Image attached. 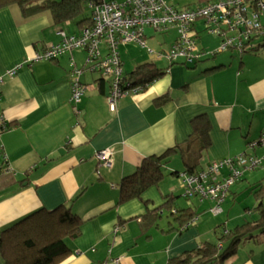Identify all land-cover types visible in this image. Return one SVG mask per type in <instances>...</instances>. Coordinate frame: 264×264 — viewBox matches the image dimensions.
Instances as JSON below:
<instances>
[{
	"label": "crops",
	"instance_id": "obj_1",
	"mask_svg": "<svg viewBox=\"0 0 264 264\" xmlns=\"http://www.w3.org/2000/svg\"><path fill=\"white\" fill-rule=\"evenodd\" d=\"M71 24L57 23L50 10L27 15L16 4L0 8V117L6 126L0 133V231L35 211L66 207L80 218V234L67 241L70 253L57 264H168L204 243H215V228L232 231L249 222L239 212L231 219L228 213L214 220L207 211L211 202L185 200L182 186L177 194L172 191V178H178L173 173L202 170L243 152L262 156L260 148L248 145L264 132V47L244 55L223 52L192 66L165 67L144 48L121 44L125 48L118 55L125 76L149 63L166 72L141 92L117 101L111 112L105 100L109 80L87 70L84 51L53 61L34 60L59 41L58 30L66 32ZM79 31L75 26L74 32L66 33ZM145 34L146 43L158 51L169 48L176 37L170 31L160 38L162 34L150 28ZM131 46L141 52L127 55ZM199 47L211 50L210 45ZM19 64L13 77L5 75ZM73 68L83 70L80 81L86 88L78 113L70 101ZM194 125L208 130L202 151L194 142ZM109 148L112 166L106 168L95 154ZM147 158L161 159L163 180L140 199L119 203L122 180ZM176 162L182 167L173 165ZM261 180L264 160L243 173L223 205L235 201L242 190L255 200L251 190ZM179 197L188 205L178 206ZM170 199V214L190 207L198 213L184 231H177L178 223L162 211ZM224 207L221 215L226 214L228 206ZM251 215L255 220L259 211ZM240 247L239 243L234 256L212 264H264V234L259 232Z\"/></svg>",
	"mask_w": 264,
	"mask_h": 264
},
{
	"label": "built area",
	"instance_id": "obj_2",
	"mask_svg": "<svg viewBox=\"0 0 264 264\" xmlns=\"http://www.w3.org/2000/svg\"><path fill=\"white\" fill-rule=\"evenodd\" d=\"M91 19L78 35L57 31L59 41L36 54L35 61H53L59 56L81 50L86 53L87 70L99 72L108 79L110 91L105 97L109 111L116 110L120 99L143 90L124 75L118 55L121 44L133 43L144 48L155 60L170 64L192 66L205 58H213L223 52L244 55L264 46V0H212L192 8L178 9L163 0L88 1ZM157 34L175 31L176 37L166 50H153L146 45L145 30ZM206 33L218 39L216 48L209 51L198 44V35ZM22 65H16L5 75L13 77ZM82 69L73 68L70 85V101L75 113L86 91L81 83ZM3 76L0 75V84ZM146 86V85H145ZM6 126L0 117V133ZM248 148H260L262 156L240 153L236 156L213 161L205 169L192 173H179L183 197L209 200L213 205L209 212L216 216L231 187L243 173L258 168L264 160V132ZM113 152L104 149L95 158L106 168L112 166ZM191 226L189 223L186 228ZM117 231V229L115 230Z\"/></svg>",
	"mask_w": 264,
	"mask_h": 264
},
{
	"label": "trees",
	"instance_id": "obj_3",
	"mask_svg": "<svg viewBox=\"0 0 264 264\" xmlns=\"http://www.w3.org/2000/svg\"><path fill=\"white\" fill-rule=\"evenodd\" d=\"M88 1L105 0H84V2L82 0H62L59 3L50 0H0V8L8 4H16L27 15L38 10H50L57 23L74 22L75 26L80 29V33L85 23H87L86 26L90 23L91 17L85 20L77 18L85 8L90 10ZM210 1L212 0H201V4ZM173 65L170 64V66ZM165 72L166 70H160L154 64L149 63L138 66L127 77L135 85H140L144 89L148 84L163 76ZM194 130L198 132L194 142L197 147L201 146L199 151H202L205 148L204 145L208 143V130L205 125H194ZM185 172L195 171L188 168L183 171ZM163 173L160 158L145 159L132 176L122 180L119 187V203L140 199L148 188L159 185L163 180ZM173 174L178 175V173ZM251 191L257 201L256 210L259 211L257 219L242 224L232 231H225L222 228L218 231V228H215L217 240L215 243H204L195 251L173 259L168 264H212L217 259L225 260L235 255L243 239L247 237L254 240L259 232L264 234V180L257 182ZM183 198L199 201L197 198ZM173 206L174 200L170 199L163 208ZM222 206L223 204L221 208ZM207 211L211 214L209 208ZM170 216L178 223L175 229L181 232L190 227L186 228L189 223L193 225L198 213L190 207L175 210ZM80 225V218L66 207H60L51 212L45 209L35 211L0 231V260L2 264H57L69 255L70 249L67 241L79 236Z\"/></svg>",
	"mask_w": 264,
	"mask_h": 264
},
{
	"label": "rangeland",
	"instance_id": "obj_4",
	"mask_svg": "<svg viewBox=\"0 0 264 264\" xmlns=\"http://www.w3.org/2000/svg\"><path fill=\"white\" fill-rule=\"evenodd\" d=\"M50 1H54V2H58L59 3L62 0H50ZM82 1L84 2V0H82ZM105 1H109V0H105ZM115 1H122V0H115ZM163 1H164L165 4H167L169 6H172V7H175V8H178V9L192 8V7H195V6H198V5H202L201 4V0H163ZM90 17H91V10H88V9L85 8V10H82L80 12L79 17H77V18H78V20L79 19L80 20H85V19H88ZM62 23H64V21H62ZM71 23L72 22L70 21V24ZM74 28H75V23L73 22L70 27H67V26L65 27V31L69 32V33L70 32H74ZM158 37L163 38V35H159ZM218 44H219V41L215 37L209 36L206 33H202L201 34V39H200V45L199 46H201V45H210L211 46L210 49H214V48H216L218 46ZM146 45H147V47L152 48V47H150L151 44H149V43L147 44L146 43ZM128 47H130V46H128ZM124 48L125 47H122L121 45H120V47H118L119 54H120V52L123 51ZM139 48L136 50V49H134L133 46H131V48L129 50H127L126 54L130 56V55L134 54L135 52H141V48L140 49ZM162 62L165 63V67L169 65V62L166 61V60H162ZM156 64H157L158 67H161L163 63L160 62V63H156ZM124 68L125 67L123 66V69ZM127 69H129V68H127ZM177 164H178V166H177L178 168L182 167V166H179V163H177V162L174 163L173 165H177ZM181 173H182V171H181ZM172 181H174L176 183V186L174 188H172V191L176 192V190H181V184H180L179 177L177 178L175 176V178H172ZM164 186L165 185L163 184L162 187H164ZM239 189H242V187H240ZM246 190H248V189H246ZM242 191H240V193L237 194L238 196H237L235 201L232 200V199L228 200L227 203L222 206V210L225 208L224 206H228V208L226 210V214L224 213V215L220 214L218 216H213V215L209 214L208 216H210L214 220L217 217L219 218V220H221V219L225 218V216L229 213V219H231V216L233 214H235L236 212H239L242 216L247 217L249 222L252 221L254 216H252V215L250 217H248V216H249V214L252 211H253V213H255V211H256L255 200L252 197H249V195H247V193L246 194H241V193H243ZM176 194H177V192H176ZM175 202H177L178 206L183 205V204L188 205V203H189V201H185L181 197H179L178 199L175 198ZM162 209H163L162 211L165 214V216H168L170 214V212H171V208H162ZM249 210H251V211L248 212ZM165 216L163 217L164 220H166ZM228 228H231V226L229 225ZM230 230L231 229H229V231ZM213 238H214V236L212 235V239ZM248 240L249 239L247 237L245 239H243L240 242V246L243 247ZM241 247L239 248V250L241 249Z\"/></svg>",
	"mask_w": 264,
	"mask_h": 264
}]
</instances>
